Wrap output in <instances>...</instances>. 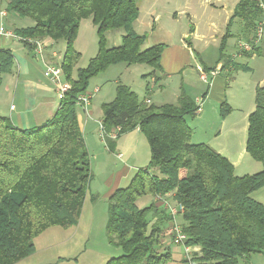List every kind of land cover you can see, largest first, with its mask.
Returning a JSON list of instances; mask_svg holds the SVG:
<instances>
[{"label":"trees","instance_id":"1","mask_svg":"<svg viewBox=\"0 0 264 264\" xmlns=\"http://www.w3.org/2000/svg\"><path fill=\"white\" fill-rule=\"evenodd\" d=\"M261 2L238 3L219 60L224 59L235 19L244 22L248 41L250 36L253 40L263 17ZM7 11L35 22L33 27L15 30L18 36L65 42L59 65L71 85L57 112L40 126L22 129L0 116V264H17L35 253V239L44 231L79 223L94 178L78 121V106L88 111L90 103L84 107L78 97L87 93L93 77L119 64L149 66L152 71L144 78L158 84L166 45L145 47L147 36L134 27L140 16L136 0H7ZM89 18L97 27L98 53L87 67L77 68L81 54L75 43L82 21ZM119 30L121 45L109 47L108 32ZM22 43L33 49L28 42ZM244 53L262 56L257 47ZM13 66L12 52L0 49V73H11ZM233 67L249 69L238 63ZM255 105L248 119L246 152L262 164V170L238 176L228 158L208 144L192 142L194 131L188 118L196 117L198 105L184 90L175 104L157 106L140 100L129 86L117 85L113 101L102 105L101 138L114 152L122 135L139 128L151 157L129 185L108 200L107 237L122 254L106 264H168L172 260L171 252L162 249L164 226L171 216L155 203L138 207V200L145 196H171L184 206V244L200 248L195 264H250L253 256L264 253V204L253 197L264 188V86L256 89ZM231 112V106L223 102L221 118Z\"/></svg>","mask_w":264,"mask_h":264},{"label":"crops","instance_id":"2","mask_svg":"<svg viewBox=\"0 0 264 264\" xmlns=\"http://www.w3.org/2000/svg\"><path fill=\"white\" fill-rule=\"evenodd\" d=\"M240 1L142 0L141 5L138 4L140 16L134 27L137 33L147 36L145 47L157 44L166 45L162 55V71L157 72L160 82L154 85L153 79H151L149 86L151 94L148 95V82L145 86L144 97L139 99L145 102L150 99L151 104L157 106L175 104L182 90L195 101L203 98L202 113L197 114L195 118H188V124L194 131L192 142L208 144L229 159L235 167L236 175L244 176L262 170V164L253 160L246 152L248 119L256 105L253 101L249 109L243 111L241 104L237 105V102L230 100L232 97L229 90L234 88L239 79L249 80V94L255 99L256 89L258 86H263V83L261 80L254 81L255 72L249 67V61L257 63L261 56L250 54V52V55H246L239 49V43L242 40L248 41L246 31H244V22L241 19L237 18L231 22L225 56L223 60H219L222 40L228 34V25ZM163 3L167 9L174 7V10L168 9L169 23L161 24V14L154 17L153 22L151 18L145 21L143 10L149 8V16H152L159 5ZM3 11L7 14L4 23L8 30L14 32L17 29L33 27L35 24L32 20L25 23L22 18H17L14 13L8 12L7 0H0V12ZM181 17L188 20L187 28L179 36H176L177 26L173 22L178 21ZM89 21L86 20L82 24ZM95 29L97 31L96 26ZM122 37L123 32L121 30L108 32L109 47L121 45ZM176 38L179 41H176ZM249 38L252 41L251 36ZM167 39L170 41L165 42L164 40ZM43 40L46 46V59L59 64L66 49L65 42H55L50 38ZM261 43L258 44L257 48L261 49ZM0 49L10 50L14 56L12 72L0 73L2 78L0 116L8 117L15 126L22 129L40 126L53 117L60 105L54 87L44 76L43 63L34 55L31 47L25 46L19 41L0 38ZM246 60L248 62H245ZM234 63L245 65L249 69L247 71H235ZM133 66L126 64L113 66L122 72L119 73L121 77L117 78L115 86L105 95L101 93L102 88H98V92L92 95L88 111L86 108L78 106V121L90 156L95 155L99 168L106 169L111 165L112 169L111 172L101 176V181L97 178L93 179L92 183L96 182L95 189L92 191L91 183L84 209L87 201H91L92 206H98L102 202L107 206L113 193L119 188L128 186L136 172L140 168L146 167L150 162V147L145 135L139 128L122 135L118 139L113 155H110L112 152L100 137L99 132V123L103 118L101 107L104 103L113 101L119 83L129 86L138 96L143 91L144 86L128 81L129 71L134 69ZM144 67L141 70L142 74H148L152 71L149 66ZM202 74L207 76V81L201 78ZM155 88L156 90L158 88L161 93L158 94ZM99 94L102 98L98 102H94ZM161 95L165 98L171 96L174 103H167V99L164 101ZM237 99L241 98L237 97ZM243 99L245 100V98ZM223 102H227L232 108L231 114L225 119L220 116V106ZM12 107L14 108L12 109ZM96 110H100V115L97 118L94 117ZM241 115L244 116L241 117ZM103 151L109 152L112 157L107 159ZM101 177L98 176V178ZM263 189L255 192L253 197L255 198V194L259 193L261 196L259 200L264 204ZM167 198L176 202L171 196H167ZM153 203L163 208L162 202L154 196L140 198L137 205L144 208ZM155 221L156 219H153L152 223ZM175 221L182 226L184 225L181 215ZM172 223L171 218L165 223L164 238L162 239V249L170 251L172 256V260L168 264H195L193 258H195V254L200 253V248L189 247L188 250L184 245L174 244L170 233ZM241 264L246 263L241 262ZM250 264H264V253L253 256Z\"/></svg>","mask_w":264,"mask_h":264},{"label":"rangeland","instance_id":"3","mask_svg":"<svg viewBox=\"0 0 264 264\" xmlns=\"http://www.w3.org/2000/svg\"><path fill=\"white\" fill-rule=\"evenodd\" d=\"M136 1L139 5H141L142 0ZM168 9L174 10V7ZM168 9L167 6L163 3L159 5L152 16H149V8L144 9L143 16L145 17V21H148V19L151 18V21L153 22L154 17H156L158 14H161V24L165 25L170 21L168 20V17L170 16ZM219 13L222 14L221 12ZM15 17L18 18L17 15ZM22 19L25 20V23L31 21L30 18ZM86 20L90 21L82 24ZM82 23L80 26L78 38L75 43V49L81 54V59L77 65V68L87 67L89 61L98 53L97 31L95 29L92 18L85 19L82 21ZM173 23L175 24V26H177L176 36H179L182 31L186 30L188 20H186L184 17H181V19ZM168 39L164 41H170ZM176 41H179L178 38H176ZM260 43L262 56L259 57L257 63L249 61V67L252 68L255 72V76L253 75L255 78L254 81L261 80L264 86V35ZM109 45L110 44L108 43V46ZM245 62H248V60H246ZM144 66L146 65L133 66L132 68L134 69L129 71L128 75L129 82L135 83L136 85L141 84L142 86H144L143 91H141V93L139 94L140 96H138L139 98L144 97V93L146 92L145 86L150 80L149 78H144V76L148 75L149 73L142 74L143 72L141 70L145 68ZM119 73L121 74L122 72L118 70L117 67H109L105 72L97 75L96 77H93L90 80L87 93H91V95H93L96 89L102 88V95L107 94L110 89L115 86V82L120 76ZM120 80L122 81V78ZM248 84L249 80L239 79L236 82L234 88H231L229 90V93L232 97V99L230 100H234V102H237V105L241 104V109L243 111L248 110L250 104L253 103V101L255 104V99H253L252 95L249 94L250 86H248ZM156 91L158 94L161 93L158 88ZM237 97H240L241 99L236 100ZM101 98L102 96L101 94H99L94 99V102H98V100H100ZM161 98L164 99V101L167 99V103L173 102V98L171 96L165 98L161 95ZM243 98H245V100ZM99 115L100 110H96L94 117L97 118L99 117ZM242 116L244 115H241V117ZM103 154L108 159L112 157L110 155H113L114 153L112 152V154H110L109 152L103 151ZM90 158L93 178H97L99 179V181H101L102 175L112 171L111 165L106 169L99 168L94 154H92ZM98 176H100L101 178H98ZM95 184L96 182H93L91 185L92 191L95 189ZM255 198H257L256 200L260 202L259 199H261V196L259 195V193L255 194ZM262 198L264 199V196ZM107 206L104 202L100 203L98 206H92V202L87 201L85 209L83 206L80 220L77 226L67 229L61 227H52L44 231L35 239V253L32 256L18 262L17 264H106L107 261H109L111 258L121 255L122 250L112 246L107 237Z\"/></svg>","mask_w":264,"mask_h":264},{"label":"built area","instance_id":"4","mask_svg":"<svg viewBox=\"0 0 264 264\" xmlns=\"http://www.w3.org/2000/svg\"><path fill=\"white\" fill-rule=\"evenodd\" d=\"M260 8L262 10V19L258 22L256 34L251 42L242 40L239 43V49L241 52H251L254 47H257L262 37L264 35V2H261ZM6 12H0V38L11 39L14 41L22 42V40L28 42L33 47V51L38 59L44 65V76L45 78L52 84L54 87L57 98L61 102L64 99L66 92L71 88V85L64 79L63 70L59 64L49 62L46 59L45 50L46 46L43 39L38 38H22L18 36L15 32L8 30L4 23V18L6 16ZM204 81H207V76L203 74L201 76ZM99 89H96L94 93H97ZM92 95L85 93L78 97V103L84 107H87L90 103ZM198 105L197 114H201L203 111V100H196ZM147 104H151V100H146ZM14 107H12L13 109ZM113 138L116 136L113 134ZM158 201L162 202L163 207L166 209L169 216H171L173 223L170 230L172 241L176 245H184V242L187 239L186 234L183 231V226L180 225L175 219L184 212V206L178 202H173L167 197L158 198ZM189 250V247L186 246Z\"/></svg>","mask_w":264,"mask_h":264}]
</instances>
